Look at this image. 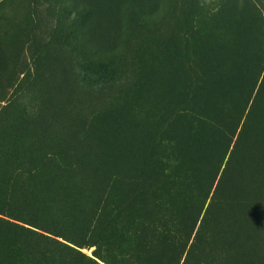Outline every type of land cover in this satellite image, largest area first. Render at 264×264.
<instances>
[{"label": "rangeland", "instance_id": "obj_1", "mask_svg": "<svg viewBox=\"0 0 264 264\" xmlns=\"http://www.w3.org/2000/svg\"><path fill=\"white\" fill-rule=\"evenodd\" d=\"M0 165V264H264V0H0Z\"/></svg>", "mask_w": 264, "mask_h": 264}, {"label": "trees", "instance_id": "obj_2", "mask_svg": "<svg viewBox=\"0 0 264 264\" xmlns=\"http://www.w3.org/2000/svg\"><path fill=\"white\" fill-rule=\"evenodd\" d=\"M0 170L2 171V165H0ZM81 178L79 179V180H81V182H79V186H80V189L78 190V192H77V194L75 195V196H73V197H71L70 198V201H71V204L73 205V206H76V205H78V204H76L77 203V201H78V199H79V196H80V194L83 192V190L86 188V187H88L89 186V184L91 183V180H92V175H91V173L89 172V173H82L81 174V176H80ZM11 181V180H10ZM13 181V180H12ZM0 187H1V184H0ZM6 187H8V185L6 184ZM45 192H43L42 194H40V196L41 197H44V194ZM6 195L7 196H9L10 194H9V192H6ZM36 198H37V196H36ZM1 201H3V200H1L0 199V202ZM61 201L62 200H60V198H57V199H55L54 201H53V208L55 207V205L59 208L60 207V205H61ZM3 205H0V214H1V212H3V213H8L7 212V210L9 209L8 207H7V205L5 204V203H2ZM3 215V214H2ZM24 223V222H23ZM260 247L262 248V250L264 251V241H260Z\"/></svg>", "mask_w": 264, "mask_h": 264}]
</instances>
